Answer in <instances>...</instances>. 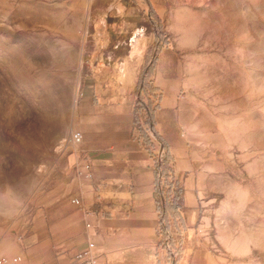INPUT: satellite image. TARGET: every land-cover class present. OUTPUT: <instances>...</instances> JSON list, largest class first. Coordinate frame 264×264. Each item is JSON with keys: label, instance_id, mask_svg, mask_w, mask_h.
<instances>
[{"label": "rangeland", "instance_id": "obj_1", "mask_svg": "<svg viewBox=\"0 0 264 264\" xmlns=\"http://www.w3.org/2000/svg\"><path fill=\"white\" fill-rule=\"evenodd\" d=\"M164 53L182 130L216 178L200 199L209 219L194 220L183 248L210 264H264V0H0V255L20 246L27 263H74L79 224L35 217L65 191L59 145L84 76L94 57L123 62L110 76L139 65L147 103Z\"/></svg>", "mask_w": 264, "mask_h": 264}, {"label": "crops", "instance_id": "obj_2", "mask_svg": "<svg viewBox=\"0 0 264 264\" xmlns=\"http://www.w3.org/2000/svg\"><path fill=\"white\" fill-rule=\"evenodd\" d=\"M166 55L162 63L155 61L152 91L147 94L151 107L146 105V99L141 100L145 109L135 108L139 65L133 70L123 67L110 76L109 72L116 70L114 64L123 62L92 58L93 65L84 76L86 80L83 79L75 128L83 133L81 152L65 157V191L51 200L48 217L43 212L35 217L60 219L65 226L74 219L79 224L75 253L91 240L96 244L99 264L158 261L210 264L211 261L208 251L183 248V235L191 238L194 234V220L209 219L208 206L200 199L216 178L210 174L213 168L207 167L212 157L204 153L198 156L182 130L178 76L168 68L163 70L168 66ZM161 148L163 159L169 160L166 168L158 163ZM80 156L89 158L91 181H84L76 173L75 162ZM77 196L93 212L90 216L93 226L89 229L82 226V209L70 202ZM159 200L172 201L176 207V216L168 217L172 248L176 252L172 260L159 245ZM62 234L66 235L64 229ZM45 236V229L35 232L37 244L30 249L31 254L42 255L47 248ZM10 254H21V247L16 246ZM23 259L25 264H32L27 263L26 254Z\"/></svg>", "mask_w": 264, "mask_h": 264}, {"label": "built area", "instance_id": "obj_3", "mask_svg": "<svg viewBox=\"0 0 264 264\" xmlns=\"http://www.w3.org/2000/svg\"><path fill=\"white\" fill-rule=\"evenodd\" d=\"M83 143V133L78 129H71L68 135L60 142L59 148L61 150H68L70 153H79L81 152V145ZM164 150L161 148L158 153V163L163 161ZM78 161L75 162L76 173L79 178L84 181H91L92 172L91 164L87 156L77 157ZM70 202L75 206L79 207L83 211V225L85 229H89L93 226L92 219L90 216L93 214L92 211L87 209L83 205V201L80 196L73 197L70 199ZM164 249L170 255L169 259H174L176 252L172 248L171 236L169 230L166 231L164 238ZM170 263V260H169ZM0 264H25L23 255L21 254H1L0 255ZM74 264H99V256L96 251V244L88 240L86 245L78 250L74 255Z\"/></svg>", "mask_w": 264, "mask_h": 264}, {"label": "trees", "instance_id": "obj_4", "mask_svg": "<svg viewBox=\"0 0 264 264\" xmlns=\"http://www.w3.org/2000/svg\"><path fill=\"white\" fill-rule=\"evenodd\" d=\"M142 82H140V80L137 83V90H135L136 92V104H135V108L138 109H142L144 104L142 103L141 99H140V91L142 90ZM150 89V88H149ZM152 89V87H151ZM152 91V90H151ZM151 94V93H150ZM139 100V101H138ZM150 104V102H149ZM148 105V104H146ZM157 105L154 106V108H156ZM153 108V109H154ZM145 109V107L143 108ZM168 159H163L162 163L160 164L162 168H166L168 166ZM175 205L173 204L172 201H160L158 202V214H159V229H160V241H159V245L164 248V238L166 235V231L169 228V219L168 217H175ZM172 244V243H171Z\"/></svg>", "mask_w": 264, "mask_h": 264}]
</instances>
